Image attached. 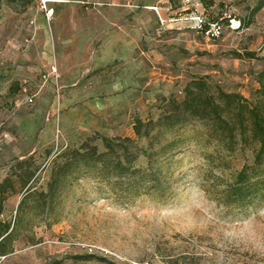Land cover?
I'll return each instance as SVG.
<instances>
[{
  "label": "rangeland",
  "instance_id": "374dc122",
  "mask_svg": "<svg viewBox=\"0 0 264 264\" xmlns=\"http://www.w3.org/2000/svg\"><path fill=\"white\" fill-rule=\"evenodd\" d=\"M261 1L1 2L0 181L20 160L18 173L30 180L22 188L11 176L0 219L13 231L0 264H264V200L234 209L200 185L209 173L230 181L252 164L254 146L228 152L200 122L179 131L167 201L124 202L82 170L53 197L48 188L69 156L58 154L91 144L102 151L101 136L135 138V118L156 120L162 99L182 100L194 77H204L210 93L254 99L264 6L252 9Z\"/></svg>",
  "mask_w": 264,
  "mask_h": 264
},
{
  "label": "trees",
  "instance_id": "16d2710c",
  "mask_svg": "<svg viewBox=\"0 0 264 264\" xmlns=\"http://www.w3.org/2000/svg\"><path fill=\"white\" fill-rule=\"evenodd\" d=\"M18 1L0 0V4ZM263 6L264 0L252 9V14ZM211 24L204 23L206 28ZM248 56L253 55L248 53ZM258 82L256 97L248 101L240 93L226 92L221 88L216 94L210 93L206 79L194 77L184 87L182 100L162 99V112L156 120L135 118V138L101 136L102 151L91 144L73 149L71 153L58 154L57 158L69 156L51 175L48 188L52 197L66 176L82 170L108 186L124 202L132 203L142 195L163 202L171 199L174 194L169 167L184 140L179 131L193 122H200L207 128V138L217 140L228 152L237 147L254 146L252 164H244L230 181L212 173L203 178L200 185L208 199L239 210L259 205L264 200V69ZM167 132H174V135L162 142L160 138ZM24 162L17 161L11 166L10 174L0 181V213L5 193L14 188L11 176H19L22 188L30 180L28 171L24 172L25 175L18 173V170L22 172ZM12 231L10 222L0 219V254L4 253L3 248Z\"/></svg>",
  "mask_w": 264,
  "mask_h": 264
},
{
  "label": "built area",
  "instance_id": "2783aa9c",
  "mask_svg": "<svg viewBox=\"0 0 264 264\" xmlns=\"http://www.w3.org/2000/svg\"><path fill=\"white\" fill-rule=\"evenodd\" d=\"M51 14H52V12H51V11H48L47 15H48L49 18L51 17ZM210 30H211L212 32H214V33H219V32H220V26L217 25V24H211V26H210ZM30 100H31V99H30ZM141 264H150V263H148V262H144V263H141Z\"/></svg>",
  "mask_w": 264,
  "mask_h": 264
}]
</instances>
